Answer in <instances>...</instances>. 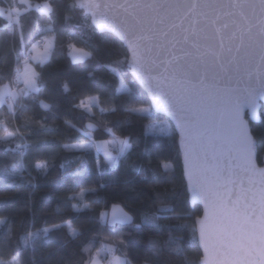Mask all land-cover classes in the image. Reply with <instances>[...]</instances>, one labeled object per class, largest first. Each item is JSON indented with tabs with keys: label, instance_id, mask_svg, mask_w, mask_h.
<instances>
[{
	"label": "trees",
	"instance_id": "16d2710c",
	"mask_svg": "<svg viewBox=\"0 0 264 264\" xmlns=\"http://www.w3.org/2000/svg\"><path fill=\"white\" fill-rule=\"evenodd\" d=\"M46 2L54 3L53 14L40 10ZM72 4L73 0H0V6L11 8L14 19L19 13L20 20L19 25L11 24L0 13V86L11 81L38 38L54 37L49 58L34 63L39 91L18 98L15 114L0 105V120L5 119L8 131L19 129L9 141L0 142V166L21 158L24 162L21 177L3 181L11 185L7 189L0 187V217L7 225H0V261L20 252L22 264H84L101 247L102 238H109L125 244L119 253H127L131 264H144L157 246L164 249L161 264H200L195 219L202 208L189 202L178 135L174 127L165 134L146 132L151 122L172 123L152 109L133 79L122 42L96 30L89 16L70 8ZM73 46L90 55L73 59ZM120 78L128 91L119 89ZM94 95L97 108L89 112L81 102ZM141 106H150L149 112L131 111ZM89 121L98 125L96 131L86 128ZM251 128L254 136L264 135V107L261 121L251 122ZM0 135H6L2 128ZM118 135L128 137L130 148L114 165L94 148L73 147L90 138ZM18 144L28 148L13 152ZM256 153L262 165L264 143H257ZM37 163L46 164L47 170L29 172ZM164 163L171 166L168 171ZM162 203L168 208L162 209ZM113 204L122 205L133 223L108 224ZM146 216L157 219L145 222ZM70 227L79 233L76 238ZM45 228L50 231L41 232L35 251L25 247L23 236ZM170 239L183 246L180 255L170 253L169 247H175L168 245Z\"/></svg>",
	"mask_w": 264,
	"mask_h": 264
},
{
	"label": "snow or ice",
	"instance_id": "6c2138e0",
	"mask_svg": "<svg viewBox=\"0 0 264 264\" xmlns=\"http://www.w3.org/2000/svg\"><path fill=\"white\" fill-rule=\"evenodd\" d=\"M69 7L84 9L91 14L96 27L117 33L127 44L131 52V65L152 93L153 103L170 110L176 118L193 198L201 199L205 204L204 217L198 221L205 264H264V169L257 168L255 163L256 145L264 143V135L254 136L244 118L245 110L256 118L258 109L264 107V0H111L110 3L73 0ZM224 9L228 11L223 12ZM40 10L53 14L56 8L54 3L46 2ZM5 11L11 24H20L19 13L14 19L11 10L0 9V13ZM121 13L122 18L117 22ZM221 16L227 17V21L217 27ZM185 21L189 23L187 28L183 27ZM177 29L179 38L175 31ZM222 30L227 31L225 33ZM215 35L220 36L218 45L213 42ZM225 39L228 40L227 47ZM201 41H205V51L201 55L210 57L213 63L220 62L233 51L243 52L241 58L246 62L258 56L259 63L255 70L246 72V82L242 83L238 78L234 87L209 88L202 78L194 83L191 72L179 63L180 57L171 54L170 49L177 44L191 43L199 53ZM73 50L79 54L74 59L90 55L74 46ZM28 59L25 58L22 72L16 69L15 79L23 81V89L13 91L9 86H0V104H7L10 112L14 110L19 96L39 91L38 73L29 67ZM236 61L237 57L233 55L227 63ZM207 67L205 63L206 70ZM220 67L225 69V64L220 63ZM236 70L239 71L238 63ZM41 104L44 108L50 107L43 102ZM81 106L84 107L83 103ZM87 110L91 111V108ZM131 111L148 112L149 109L141 106ZM0 128L6 133L0 135V142L9 141L19 132V129L8 131L3 120H0ZM209 131L211 138L218 141L229 158L235 159L238 167L247 174V187L240 182L239 190L234 192L228 185L235 184V181L228 179L222 185V195L216 190L221 187L222 171L218 168H197L194 163V144ZM27 148L28 145L18 144L12 151ZM129 148L126 140H118L116 156L107 148L105 156L112 163ZM36 166L47 170L44 163H37ZM162 166L165 171L171 167L167 163ZM23 169L22 158L10 166H0V187H11L3 181L21 177ZM208 171L212 172L211 179L207 175ZM161 207L168 208L163 203ZM156 219L155 216H146L145 222H154ZM130 222L131 217L123 212L119 216L114 213L111 220L113 224ZM0 225L7 226L6 218L0 217ZM49 231L48 228L29 231L22 237V242L25 247L35 251L41 232L47 235ZM69 231L73 238L79 235L71 227ZM167 243L169 246L175 245L174 248L169 247L170 253L180 255L183 252V246L178 241L170 239ZM163 252L164 249L157 246L150 256L145 257L144 264H161ZM20 255L17 252L10 261H0V264H22ZM98 256L99 251L84 264H98ZM109 264H131V261L127 257L121 259L114 256Z\"/></svg>",
	"mask_w": 264,
	"mask_h": 264
},
{
	"label": "water",
	"instance_id": "95a60500",
	"mask_svg": "<svg viewBox=\"0 0 264 264\" xmlns=\"http://www.w3.org/2000/svg\"><path fill=\"white\" fill-rule=\"evenodd\" d=\"M101 3H110L111 0H99ZM226 2V0H225ZM81 9V8H80ZM85 12L86 15L89 16L90 21L92 25L95 27L96 30L99 32H109L115 35L121 42L122 44L126 47L128 51V59H127V65L131 71L133 79L141 86V88L146 92L149 100H150V105L152 109L160 113L164 116H166L169 121L172 123L175 132L178 135V145L179 149L181 152V163H182V169H183V175L185 178L186 182V187H187V192L189 196V202L191 203L192 206L194 205H200L202 208V213L201 215L197 216L195 219L196 222V231H197V239L199 246L202 251V256L200 258V264H205V252L203 245L200 242V234H199V223L198 221L204 217L205 214V204L204 201L201 199H194L189 183V177H188V172L186 169L185 165V158H184V147L182 144V136H181V131L179 126L177 125L176 118L172 115V112L164 107H157L155 103H153V97L152 93L149 91L148 87L144 83L143 80H141L136 72L134 71L132 65H131V52L128 50L127 44L117 35V33L104 29L101 30L100 28L96 27L95 24L92 22V17L90 13H86L84 9H81ZM223 12H227L228 9L222 10ZM122 13L120 16L117 17V22L122 18ZM227 21V17L221 16V20L217 22V27H220V25L224 22ZM184 28L189 27L188 21H185ZM177 32V36L179 38L180 32L179 30H175ZM227 30H222V32L226 33ZM219 35H215V39L213 42H215L217 45L219 44ZM201 47L199 49V53L197 52V49L192 47L191 43L188 44H177L175 48L170 49V53L174 54L178 57H180L179 63L184 65L190 72L191 76L193 79V82L196 83L198 82L201 78L204 80V84L211 87L223 89L225 87L229 86H236V81L237 79H241L242 83L246 82V72L247 71H253L255 70L257 64L259 63V57L257 56L255 60L251 62H246L244 59L241 57L243 56V52L241 53H236L233 51L232 54L226 55V57L221 60L220 62L213 63L212 59L210 57H206L201 55L205 49L203 47V44L205 41H201ZM225 46H228V40L225 39ZM185 53H188V55H185ZM235 55L237 57V61L232 64H228L227 60H230L231 57ZM205 63H207L208 67L207 70L205 69ZM220 63L225 64V69H221ZM236 63L239 64V71L236 70ZM153 75H156V72L152 73ZM229 77H231V81L229 80ZM242 86V84H241ZM262 108L258 109L256 118H253L251 114L245 110V120H247L249 127L251 128V122L257 123L260 122L262 119ZM86 128L89 131H96L98 129V125L95 123L89 121L86 123ZM252 129V128H251ZM194 163L196 164L198 169H212V168H218L222 171V179H221V187L216 189L219 191L222 195L224 193V188L223 184L226 180L231 179L235 181V184H230L228 185L229 188L233 189V191H238L240 188V182H243V185L245 187L248 186V176L246 173H244L240 167L237 165V161L235 159H230L228 156V153L225 149L221 148L219 145V142L216 141L215 139L211 138V132L203 137L202 140L195 142L194 144ZM255 163L257 168L264 169V157H263V164L261 165L258 161L257 153L255 155ZM207 175L209 178H212V172L208 171ZM258 187V185H257ZM123 213H127L128 216L131 217V222L130 223H123V224H132L133 223V216L124 209V207L120 204H113L109 211H108V224L110 225H115L111 223L113 214L115 213L117 216H119ZM116 224H121V223H116Z\"/></svg>",
	"mask_w": 264,
	"mask_h": 264
},
{
	"label": "rangeland",
	"instance_id": "374dc122",
	"mask_svg": "<svg viewBox=\"0 0 264 264\" xmlns=\"http://www.w3.org/2000/svg\"><path fill=\"white\" fill-rule=\"evenodd\" d=\"M23 1L29 3V0H23ZM58 7H59V11H60L59 15L62 16L63 11H64L63 5L59 4ZM0 9L5 10V8L3 6H0ZM10 10L13 11L11 8H10ZM14 10L17 12L16 9H14ZM4 13L7 15L6 11ZM14 17H15V15H14ZM46 42L47 43H45L44 48L41 50L45 51V48L47 47L48 51H49V49H52L54 47V37L52 35H50ZM36 46H37L36 44L33 45L34 50H37L36 48L38 46L37 47ZM39 48H41V47H39ZM72 50H73V47L71 49V52H72ZM48 51L45 52L47 58H49V56L51 55V52L48 53ZM73 55L77 56L79 54L76 53ZM85 57L80 58V59H84ZM119 89L120 90H123V89L128 90V85L121 78H120V83H119ZM82 103H83L84 108L86 110L89 107L91 108V111H89V112H94V110L97 108V106H95V104L97 103V99H93V98L87 99V100H84ZM143 107L148 108L150 110V106H143ZM171 129H173V126L171 124L167 123L166 120H160V121L149 123L146 127V132L148 134H165V133H168ZM118 140H126L129 144V139L127 136H121V135L119 136L118 135V136H116L114 138H110V139H93V138H90L89 140H86V141L74 143L73 146L74 145H84L85 147H83L82 149L94 148L97 154H102L105 158H107L105 156V148H107L108 151H110L113 156H116L115 147H116V141H118ZM76 148H81V147H76ZM121 155L117 156L115 161L110 163V164L114 165L115 163H117V161ZM107 160H108V158H107ZM37 169H38V167L36 165L28 168L29 172H31V173H35L37 171ZM124 247H125V244L122 241L109 239V238H102V245L98 249V251L100 252V256L96 257L98 264H109V262L113 259L114 256H118L121 259H124L125 257H127V259H129L127 253H125V252L119 253V249L124 250ZM5 262H8V261H5Z\"/></svg>",
	"mask_w": 264,
	"mask_h": 264
},
{
	"label": "crops",
	"instance_id": "0c3cea01",
	"mask_svg": "<svg viewBox=\"0 0 264 264\" xmlns=\"http://www.w3.org/2000/svg\"><path fill=\"white\" fill-rule=\"evenodd\" d=\"M59 6V5H58ZM49 38V36H47L46 37V41H47V39ZM47 43V42H46ZM37 47V46H36ZM44 48V46L43 47H41V48H39V47H37L36 49L37 50H34V47H32V51H30L29 52V54H30V56H29V59H28V65H29V67L31 68V69H33L36 73H37V71H36V69H35V66H34V63L35 62H44L46 59H48L47 58V56H46V53H45V51L44 50H41V49H43ZM76 49H80V48H77V47H75ZM50 51H51V49H49V51H48V53H50ZM72 55L73 54H76V52H74V50H72ZM74 56V55H73ZM19 69H20V71L22 72L23 70H24V61H22V65L19 67ZM22 83H23V81L22 80H20ZM24 84V83H23ZM1 86H9L10 88H12V90L13 91H19L11 82H7V83H5V84H3V85H1ZM18 98H20V96L18 97ZM97 99V103L95 104V106H97V104H98V96H96V95H94V96H90V97H87V98H85L84 100H87V99ZM84 100H82V102L84 101ZM82 102H81V104H82ZM0 105H2V104H0Z\"/></svg>",
	"mask_w": 264,
	"mask_h": 264
},
{
	"label": "built area",
	"instance_id": "2783aa9c",
	"mask_svg": "<svg viewBox=\"0 0 264 264\" xmlns=\"http://www.w3.org/2000/svg\"><path fill=\"white\" fill-rule=\"evenodd\" d=\"M43 6V5H42ZM45 43H46V38L44 37V36H41L40 38H38L37 39V41H36V45L38 46V47H43L44 45H45ZM85 52H86V50L85 49H83ZM50 52H52V49H51V51ZM29 56H30V54L28 53L27 55H25V57H24V59H23V61H25V58L26 57H28L29 58ZM71 57L74 59V56L72 55V53H71ZM75 60H78V59H75ZM15 77H16V72L14 73V75L12 76V79H11V83L18 89V90H20V89H23L24 88V84L21 82V81H17L16 79H15ZM22 97V95L20 96V98ZM4 105H6L7 107H8V105L7 104H4ZM13 114H15V105H14V110L13 111H11ZM1 120H3L4 121V123H5V119L4 118H2Z\"/></svg>",
	"mask_w": 264,
	"mask_h": 264
}]
</instances>
